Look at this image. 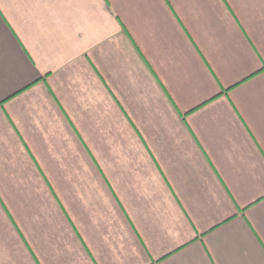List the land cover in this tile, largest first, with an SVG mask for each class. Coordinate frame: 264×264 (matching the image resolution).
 <instances>
[{"label":"crops","instance_id":"crops-1","mask_svg":"<svg viewBox=\"0 0 264 264\" xmlns=\"http://www.w3.org/2000/svg\"><path fill=\"white\" fill-rule=\"evenodd\" d=\"M0 264H264V0H0Z\"/></svg>","mask_w":264,"mask_h":264}]
</instances>
